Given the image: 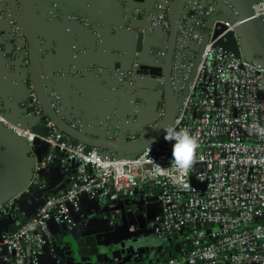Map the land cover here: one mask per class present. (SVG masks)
Instances as JSON below:
<instances>
[{
  "label": "built area",
  "instance_id": "1",
  "mask_svg": "<svg viewBox=\"0 0 264 264\" xmlns=\"http://www.w3.org/2000/svg\"><path fill=\"white\" fill-rule=\"evenodd\" d=\"M170 3L171 0H155L143 13L135 11L146 18L147 34L158 32L162 36L150 50L151 64L136 59L126 70L97 67L56 74L69 77L88 73L102 81L106 76L124 88L133 86L136 78L155 82L154 90L160 98L143 132L129 135L123 123L122 127L100 124L98 129L111 140L122 135L124 141H135L162 125V73L170 30L167 18ZM48 5L43 0L40 16L66 21L69 30L72 25H78L94 39L101 37V25H92L83 16L62 17L55 5ZM224 5L230 7L227 0H185L178 13L172 81L180 84V88L174 92L178 109L172 129L187 130L198 141L192 166L186 172L176 167L175 142L165 140V136L137 155L116 156L75 145L51 121H42V110L31 90L21 108H32L38 118L37 126L40 130L47 129V134L41 137L34 133L33 127L5 119L0 97V126L24 139L30 149L37 137L49 148L44 157L35 161L31 181L35 189L43 192L42 204L27 221L15 220L14 232L0 235L1 264H42L53 244L49 223L75 227L73 214H80L83 198L116 203L134 200L145 191L144 201L158 205L149 227L157 239L171 248L168 257L149 264H264V135L257 130L264 127V67L243 54L235 35L237 54L218 46L237 26V23L215 21L208 27V19L219 15ZM44 8L47 13L43 15ZM249 8L254 18L264 22V0H249ZM230 9L236 16L234 9ZM22 11L20 0H0V21L9 27L7 35L0 38V45L8 42L9 58L15 61L22 57L20 66L27 69ZM206 33L207 42L199 53ZM78 44L81 43H72L74 51ZM135 53L137 56L140 51ZM197 55L199 61L194 67ZM23 83L28 84L26 76ZM47 97L53 107L61 110L60 96L51 84ZM131 103L134 117L142 103L134 95ZM75 123L80 127V120L76 119ZM57 155H62L60 161L65 166L75 164L74 173L62 190L49 194L44 192L40 172ZM157 163L163 168L160 174L154 172ZM13 206L12 201L1 206L0 215L13 216Z\"/></svg>",
  "mask_w": 264,
  "mask_h": 264
},
{
  "label": "crops",
  "instance_id": "2",
  "mask_svg": "<svg viewBox=\"0 0 264 264\" xmlns=\"http://www.w3.org/2000/svg\"><path fill=\"white\" fill-rule=\"evenodd\" d=\"M155 0H48L49 7L55 5L62 17L70 15L83 16L92 25H101V37L93 39L89 33L78 25L48 20L43 16H36L37 36L39 43V66L43 77L55 75V91L60 96L61 106L65 115L84 117L87 123L96 125L99 122L122 123L127 132L139 133L144 130L155 114L156 104L160 98L154 90L155 82L136 78L131 87H122L116 81L105 76L104 81L94 75L85 73L75 76L61 77L56 74L60 71H81L87 68H103L108 70H126L138 60L142 64H151L150 50L161 40L160 33L150 36L146 33L148 22L143 14L136 15L138 9L146 11ZM36 7L42 5L43 0H34ZM35 7V6H34ZM68 24V25H67ZM7 23L0 21V38L7 35ZM143 34L138 45L137 35ZM156 36V37H155ZM156 38V39H154ZM263 38V37H262ZM79 41L77 50L72 49V43ZM140 46V47H137ZM10 44L0 45V97L3 111L11 120L20 121L24 126H33L37 118L32 113H26L21 103L30 92L29 85L23 83L25 70L12 61L8 55ZM140 53L136 56V50ZM48 77V78H49ZM134 95L142 106L137 115L133 116L131 96ZM125 120H128L126 122ZM126 122V124H125ZM122 130V129H121ZM49 148L43 142L36 147L37 157H44ZM6 154L0 151V162L3 164L1 174L12 173L19 179L17 168L11 161H5ZM62 155H57L53 163L42 176L45 190L49 194L62 190L71 180L75 164L65 166L60 161ZM12 170V171H10ZM15 178V179H16ZM42 194L39 189L21 200L19 209L22 219H30L42 204ZM16 208V207H15ZM158 210L155 202H146L144 199L120 200L116 203L109 201H90L83 198L80 202V214L74 213L73 220L81 232L87 231L103 243L106 250L117 251L125 258L123 250L131 249L137 264H149L157 258L152 256L151 240H145L152 233L149 220ZM8 225V219L0 217V230ZM134 227L133 231L130 230ZM51 235H63V230L57 224L50 222ZM154 236V235H153ZM161 257H168L171 248L161 243ZM42 264H73L67 263L64 257H54L49 250L41 260ZM113 260V264H115ZM1 264V263H0ZM78 264V263H77ZM81 264L97 263L93 259Z\"/></svg>",
  "mask_w": 264,
  "mask_h": 264
},
{
  "label": "water",
  "instance_id": "3",
  "mask_svg": "<svg viewBox=\"0 0 264 264\" xmlns=\"http://www.w3.org/2000/svg\"><path fill=\"white\" fill-rule=\"evenodd\" d=\"M185 0H171L168 8V23L170 26L168 43L166 49V57L164 61V68L162 73L163 87L161 96L163 98L164 117L162 125L155 132L147 135H141L135 141H124L122 135L117 140L109 139V136L103 131L99 130V125L104 123L113 124L111 122H99L96 125L87 123L84 117L70 115L67 118L64 108L60 104L61 110L56 109L50 103L47 97V89L49 84L55 88L56 76L44 79L40 72L39 66V43L36 29V16H40L41 7H36V4L32 0H20L22 4V24L24 28L25 40L27 45V61L28 67L23 71L28 78V85L32 93L34 94L38 105L40 106L43 116L53 123L55 128L61 132L70 142L75 145L80 144L87 148H93L101 150L103 152L111 153L116 156H133L141 153L150 145L159 141L166 135V131L172 128L175 116L177 114L176 96L174 92L180 88V84L173 83L172 81V66L173 56L175 51V43L177 36V18L179 9ZM230 7L236 12V16L232 15V11L228 6H221V13L208 19V27H211L215 21L227 22L229 25H234V33H229L222 40L218 42V46H221L227 51H236L235 35L242 49L243 54L250 60L262 65L264 67V22L253 17L252 11L249 8V0H227ZM44 4L47 6L46 0ZM35 6V7H34ZM47 13V8L43 9V15ZM222 28V27H220ZM147 31V30H146ZM137 35L138 45L143 39V34L135 33ZM263 37V38H262ZM208 33L203 36V43L200 47L199 53L204 48V44L207 42ZM94 39V38H93ZM96 40V39H95ZM227 41L226 43H223ZM140 47V46H137ZM139 50V48H137ZM22 57L15 62L18 66L21 65ZM199 61V55H197L194 61V67ZM24 68V67H23ZM193 75V72H192ZM188 85L184 88V94L186 93ZM158 103L156 104L157 108ZM26 113H33L32 108L25 109ZM2 116L10 122L20 123V121L11 120L5 115L4 111ZM35 116V115H34ZM36 117V116H35ZM80 120V127L77 126L75 120ZM38 123V118H37ZM37 123L33 126V131L38 137L47 134V129L40 130ZM21 126H24L21 123ZM28 127V126H25ZM127 132V131H126ZM141 130L139 133H142ZM122 133V130H121ZM129 135L134 133L127 132ZM138 134V133H136ZM35 138L33 141V147L30 149L24 139H19L14 136L10 131L3 129L0 126V151L5 155L4 160L11 161L19 171V179L14 174H1L3 164L0 163V207L12 201L13 216H1L8 219V225L4 231L0 230V235L14 232L17 227L15 220H18L15 216V207L19 211L21 206V200H24L27 196L34 192L35 188L32 186L31 181L34 174L35 161L40 160L37 157L35 150L37 146H40L42 141L39 138ZM12 171V170H10ZM46 170L40 172L42 177ZM16 178V179H15ZM154 201V200H153ZM22 220V219H20ZM69 227L62 225L63 230L62 237L54 236L53 244L51 246V252L54 257L58 258V255L64 257L67 263L73 264L87 263L93 259L97 263L113 264H137L134 260V252L131 249L123 250L122 253L128 257H124L117 251L106 250L104 244L99 243V239L93 237L87 231L81 232L79 227ZM176 238V237H174Z\"/></svg>",
  "mask_w": 264,
  "mask_h": 264
},
{
  "label": "clouds",
  "instance_id": "4",
  "mask_svg": "<svg viewBox=\"0 0 264 264\" xmlns=\"http://www.w3.org/2000/svg\"><path fill=\"white\" fill-rule=\"evenodd\" d=\"M258 132L264 135V127L258 128ZM165 140L174 141L173 145V160L178 169L187 171L193 163V156L198 147V141L187 130L176 131L169 128L166 131ZM154 172L160 174L163 168L160 164L154 165Z\"/></svg>",
  "mask_w": 264,
  "mask_h": 264
},
{
  "label": "rangeland",
  "instance_id": "5",
  "mask_svg": "<svg viewBox=\"0 0 264 264\" xmlns=\"http://www.w3.org/2000/svg\"><path fill=\"white\" fill-rule=\"evenodd\" d=\"M135 200V199H134ZM154 235V234H153ZM152 234H151V237H150V235H147L146 236V241L148 240L149 241V239L151 240V247H152V256L154 257V256H156V257H161L162 255H164L165 253H163V251H162V245H161V243H162V241L161 240H159V239H157L155 236H153ZM149 238V239H148Z\"/></svg>",
  "mask_w": 264,
  "mask_h": 264
},
{
  "label": "trees",
  "instance_id": "6",
  "mask_svg": "<svg viewBox=\"0 0 264 264\" xmlns=\"http://www.w3.org/2000/svg\"><path fill=\"white\" fill-rule=\"evenodd\" d=\"M41 120H42V121H45V120H46V117H45V116H42ZM145 195H146V191H145L144 193H141L140 195H138V196L136 197V200H137V199H143V196H145ZM15 209H16V210H15V216H16L17 218H19V219H22V218H21V215H20V212L17 210V208H15ZM22 220L27 221L28 219H22Z\"/></svg>",
  "mask_w": 264,
  "mask_h": 264
},
{
  "label": "flooded vegetation",
  "instance_id": "7",
  "mask_svg": "<svg viewBox=\"0 0 264 264\" xmlns=\"http://www.w3.org/2000/svg\"><path fill=\"white\" fill-rule=\"evenodd\" d=\"M174 96H176V94L174 93Z\"/></svg>",
  "mask_w": 264,
  "mask_h": 264
}]
</instances>
